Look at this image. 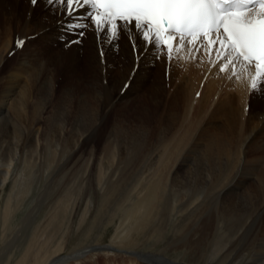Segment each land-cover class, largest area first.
Here are the masks:
<instances>
[{
    "label": "bare ground",
    "instance_id": "obj_1",
    "mask_svg": "<svg viewBox=\"0 0 264 264\" xmlns=\"http://www.w3.org/2000/svg\"><path fill=\"white\" fill-rule=\"evenodd\" d=\"M61 22L45 0H0V89L13 80L0 95V264H264V88L251 90L254 69L238 66L232 80L219 72L229 101L194 118L191 109L186 131L172 115L151 138L120 115L129 95L121 72L147 80L166 60L142 46L137 56L124 33L109 43ZM197 56L217 63L214 51ZM79 70L91 79L83 90L58 84ZM188 75L193 90L199 78ZM208 84L207 99L219 102L225 90ZM161 94L153 90V106ZM54 103L61 135L84 127L70 149L47 132ZM11 124L19 132L6 141ZM127 133L140 140L130 161L118 141Z\"/></svg>",
    "mask_w": 264,
    "mask_h": 264
},
{
    "label": "snow or ice",
    "instance_id": "obj_2",
    "mask_svg": "<svg viewBox=\"0 0 264 264\" xmlns=\"http://www.w3.org/2000/svg\"><path fill=\"white\" fill-rule=\"evenodd\" d=\"M29 2L35 6L39 0ZM45 2L52 6L53 13L59 10L69 21L61 22L68 32L80 29L78 35L83 37L91 28L98 40L109 43H117L124 33L137 56L142 46L145 54L151 50L155 59L166 60L169 64L179 59L181 51L191 52L193 59H197L202 50L208 51L209 56L214 51L217 56L214 66L221 73L230 72L229 80L240 79L235 71L238 66L246 73L254 68L255 74L250 77L251 90L264 88V0ZM24 43L17 38L16 47Z\"/></svg>",
    "mask_w": 264,
    "mask_h": 264
},
{
    "label": "rangeland",
    "instance_id": "obj_3",
    "mask_svg": "<svg viewBox=\"0 0 264 264\" xmlns=\"http://www.w3.org/2000/svg\"><path fill=\"white\" fill-rule=\"evenodd\" d=\"M180 55L182 58L184 57L183 60H180V58H179L177 61L173 62L174 64L171 63L172 66L170 64H168L167 61H164V63H158L153 68V71H150L149 78L147 80L144 79L143 74H136V72H121V76H123V78H124V82H123L124 87L127 85V87H125V88L129 92V95L120 104V107H122L123 104H127L128 109H125L124 111H122L120 113V115H122V114L126 115V125L129 126L130 129H136L137 126L140 125L143 129H145V131H150L148 136H150L152 138L155 134L158 135V132L162 133V132H164V130L167 129V127L169 126V123L165 119H167L168 117L171 118V116L173 115L174 117L178 118L179 123L181 125V128L182 129L184 128L183 130L186 131L187 118H188L187 116H188L191 109H192V117L194 118V116L196 117V114L199 115V111L201 109H202V112L200 115L203 116L204 110H206V111L208 110L210 112H215L217 109H219L218 107H219L220 102L224 104L227 101H229V99H228L229 94L223 88L224 86L223 87L221 86L223 84L221 82V79L219 78L220 77V74H218L219 71L216 70V67L211 65V64H213L212 62H209V61L205 60L204 58L192 59L191 56L187 55L186 53L184 54L183 51L178 53L179 57H180ZM184 59H186V60H184ZM189 59H190V61H189ZM187 62L190 64H188ZM185 65H186V67H185ZM198 65H200V66H198ZM172 67H173V70L171 69ZM185 68L186 69L188 68L187 71L189 72L188 73L189 75L186 73L187 71ZM199 68H201V69H199ZM192 69H193V72H192ZM213 69H215L216 71ZM81 70H82V67H81ZM81 70L76 71L75 73L71 72L70 75L68 74V77L66 76L67 73H65L64 76H61L62 79H59L57 77L59 79L58 84L60 86L69 85L70 87H72L73 85L74 86L78 85L77 82H79V84H80L79 87H81L83 90V88L85 87V84L89 83V81L91 79H90V77L88 78V75H83V71L81 73ZM182 70H184V71H182ZM201 70H203V71H201ZM153 72H155V73L152 74ZM157 73L158 74L160 73V74L157 75ZM161 74H162V76H161ZM191 74H193V76H190ZM150 75H151V77H150ZM186 75H188L190 77H194L196 79L199 78V80L197 79L198 80L197 85L199 84L198 88L196 85L194 87V89L191 90L189 85L187 83H184L183 77H185ZM203 75H204V77H203ZM210 75L213 77H211ZM215 75H216V77H215ZM110 76L112 77V79L114 77H117L116 73H111ZM162 77H163V79H162ZM145 78H147V77H145ZM204 78L207 81L206 80L204 81ZM88 79H90V80H88ZM218 79H220V80L217 84L216 81ZM26 80H29V79L26 78L25 81ZM208 80H210V81H208ZM9 81L12 82L13 80L12 79L2 80V84H3L2 86L3 87L0 89V95H3L5 93V91L8 92V90H10L9 88H10L11 84L9 85V83H10ZM211 81H213V82L215 81V83L217 84L216 90L217 89H219V91L225 90V91H222L220 93V95H219L220 98H218V100H217L219 102H215V95L212 96L211 99H207V96L210 94V90H207V88L209 87L208 83ZM205 82H208L207 85L204 84ZM203 84L206 86H204ZM199 86H201L202 88ZM156 87H158L160 89V91H162L163 94L159 95V98H158L159 105L153 106L152 101L149 100L150 99L149 96H153L152 95L153 90ZM203 88H205L206 90ZM202 89L204 91H202ZM193 91H194V93H193ZM197 92H199V95H197ZM201 92H203L202 96L200 95ZM49 111H51V113H49L47 115V119H48L47 122L48 123L46 122L45 124H47L46 129H47V132L51 135L50 136L51 139H53L57 143H61L62 146L64 145V147L68 143L66 145V147H68L70 145L69 149L72 148L73 145L75 144V142H74L75 138L74 137L76 136V134H80V129H84V127H82L80 125H74L73 127L75 129L73 127H72V129H71V127H68L69 129L67 131V135L63 136V135H61V133H62V130L64 129L63 128L64 124L62 122V113H61L59 104H57V105H56V103H54V105L52 104ZM221 111L223 113L221 115L226 116V111L224 109H221ZM224 118L225 117L223 116L222 119H224ZM108 126H110V125H108ZM59 127H60V129L61 128L62 129L60 130ZM17 128L18 127H14L13 124H11V128H10L9 132L7 133L6 141H10V140L13 141L14 134H16V133L18 134V132H19V129H17ZM68 132H70V133H68ZM70 135L71 136L74 135L73 136L74 139ZM70 137L72 140L70 139ZM60 138H62V141ZM126 140L128 141V143L125 142ZM64 141L67 143H65ZM118 141H121V142H119V145L121 144L120 150L122 152V156H123L124 161H128V160L130 161V159H133L134 158L133 155H135L138 152V150L140 149V140H137L136 137L130 136L128 134L127 136L126 135L125 136L124 135L119 136ZM129 153H131V154H129Z\"/></svg>",
    "mask_w": 264,
    "mask_h": 264
}]
</instances>
